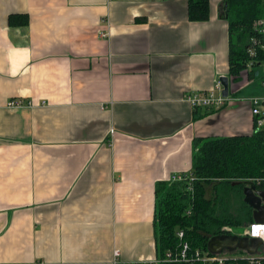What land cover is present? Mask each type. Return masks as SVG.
Listing matches in <instances>:
<instances>
[{"label": "crops", "instance_id": "1", "mask_svg": "<svg viewBox=\"0 0 264 264\" xmlns=\"http://www.w3.org/2000/svg\"><path fill=\"white\" fill-rule=\"evenodd\" d=\"M224 4L0 0V264H156L157 183L195 138L253 132L248 104L185 101L229 77Z\"/></svg>", "mask_w": 264, "mask_h": 264}, {"label": "trees", "instance_id": "2", "mask_svg": "<svg viewBox=\"0 0 264 264\" xmlns=\"http://www.w3.org/2000/svg\"><path fill=\"white\" fill-rule=\"evenodd\" d=\"M224 15L229 30V78L232 84L248 77L264 83V0H225ZM192 22L210 19V0H188ZM28 24L27 16H11L10 25ZM256 42L257 56L249 48ZM231 84V85H232ZM192 180L162 182L156 185V249L159 264L168 262L169 251L182 248L209 251L211 238L225 234L226 227L242 228L254 220V210L244 201V186L253 182L264 191V129L250 135L232 137H197L193 141ZM260 182V183H259ZM211 192L210 197L207 195ZM183 230L185 239L178 238ZM200 264V263H197Z\"/></svg>", "mask_w": 264, "mask_h": 264}, {"label": "built area", "instance_id": "3", "mask_svg": "<svg viewBox=\"0 0 264 264\" xmlns=\"http://www.w3.org/2000/svg\"><path fill=\"white\" fill-rule=\"evenodd\" d=\"M261 25L262 32L264 33V19L258 23ZM252 47L249 48L250 55L257 56V51L255 49L256 42L253 41ZM251 69V64L248 65L246 69V74L242 78L243 84L250 85L254 81L251 80L249 75V70ZM241 80V81H242ZM230 88L233 90L236 84H232L230 78ZM246 81V83H245ZM232 84V85H231ZM264 86V83H263ZM229 92L228 97L222 95L223 85L220 80L216 81L213 88L205 92H192L187 94L185 101L190 103L193 109H212L221 110L226 107H231L240 102H245L250 107V115L253 121V132L257 130L264 129V96H249V97H235ZM8 108L20 109L33 107L31 103H24L23 101H10L8 103ZM115 131L111 130V136L113 138ZM188 175H178L172 177L173 182H182L185 180H192V177H186ZM260 183V182H259ZM224 235H235L238 237H247L249 239H259L262 245L256 250L255 253H250L245 249H224L220 253L214 254L208 251H190V245L188 242H184L182 248L174 251H169L165 255V260L168 262H183L187 264H264V222H253L242 228L226 227ZM180 240L185 239V232L180 230L177 233ZM115 256H119V251H115ZM156 264H159L157 259Z\"/></svg>", "mask_w": 264, "mask_h": 264}, {"label": "water", "instance_id": "4", "mask_svg": "<svg viewBox=\"0 0 264 264\" xmlns=\"http://www.w3.org/2000/svg\"><path fill=\"white\" fill-rule=\"evenodd\" d=\"M220 81L223 85L222 95L229 96L230 81L229 77H221ZM237 185L244 186V201L254 210V222H264V191L257 189L253 182H237ZM262 245L259 239H249L247 237H238L235 235H220L211 238L209 242V251L217 254L224 249H245L250 253H255Z\"/></svg>", "mask_w": 264, "mask_h": 264}, {"label": "rangeland", "instance_id": "5", "mask_svg": "<svg viewBox=\"0 0 264 264\" xmlns=\"http://www.w3.org/2000/svg\"><path fill=\"white\" fill-rule=\"evenodd\" d=\"M246 83V81H245ZM256 85H251L250 87H248L246 90L247 93H250V94H258L260 96H264V87H258L257 85L261 86V84H257L255 83ZM240 105H245L243 106L244 108L247 107V103L245 102H240ZM232 107V106H231ZM211 195V192L207 195L208 197H210Z\"/></svg>", "mask_w": 264, "mask_h": 264}]
</instances>
